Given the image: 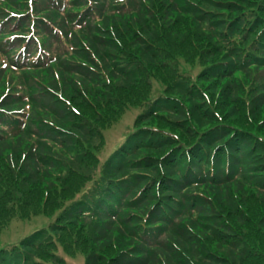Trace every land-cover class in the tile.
Segmentation results:
<instances>
[{
  "label": "rangeland",
  "instance_id": "374dc122",
  "mask_svg": "<svg viewBox=\"0 0 264 264\" xmlns=\"http://www.w3.org/2000/svg\"><path fill=\"white\" fill-rule=\"evenodd\" d=\"M225 1L0 0V108L20 114L31 130L56 124L57 116L73 122L41 140L34 156L40 164L52 162L75 174L86 166L83 160L89 157L83 154L89 150L98 167L72 178L83 179L82 192L91 189L98 195L101 188L119 203L103 202L91 213L71 207L78 236L71 244L63 236L56 243L59 255L45 264H137L138 258L139 264H165L170 252L185 264H190L188 257L207 254L230 264H252L250 256L263 255L252 239H264V0ZM142 24L150 34L143 33ZM180 80L188 90L179 89ZM121 90L132 93L131 104H122ZM103 106L110 109L106 114ZM167 120L183 137L167 127ZM142 128L158 137L171 132L181 144L196 146L185 149L176 164L172 158L165 161L168 166L159 162V170L167 168L171 178L159 179L129 164L115 173L107 170L118 147ZM92 132L101 134L99 142L89 140ZM248 135L259 149L239 147ZM75 140L84 148L78 157ZM169 147L139 145L125 159L163 154ZM145 148L149 152L141 151ZM7 149L1 152L0 177L7 168L27 185L30 176L38 175V163H17ZM137 172L154 177L148 185L132 187L129 177ZM46 173L58 192L69 197L74 191L67 189L72 174L62 169ZM59 178L63 183L56 182ZM0 189L8 194L1 181ZM137 191L140 201L133 205ZM28 192L15 196L23 199L27 193L30 202ZM82 192L74 204L85 197ZM1 208L8 209L0 202ZM104 213L124 231L111 223L102 240V228L95 226ZM55 214L2 221L0 250L20 247L22 239L43 228L49 231L57 224ZM162 241L167 247L159 255L155 247Z\"/></svg>",
  "mask_w": 264,
  "mask_h": 264
},
{
  "label": "trees",
  "instance_id": "16d2710c",
  "mask_svg": "<svg viewBox=\"0 0 264 264\" xmlns=\"http://www.w3.org/2000/svg\"><path fill=\"white\" fill-rule=\"evenodd\" d=\"M232 0H226L224 3L229 4ZM141 29L143 33L150 34L149 30L146 29L145 24H142ZM124 33H131L130 31H126ZM124 50L127 49V44H124L123 46ZM139 51V50H138ZM134 54L132 55V57ZM136 57V56H135ZM147 77V76H146ZM154 77H157V75L154 74ZM177 85H180L182 88H179L183 91H186L189 89L188 83L184 80H180L177 82ZM117 90V89H116ZM120 97L122 99V104H131L132 101V93L131 92H125L124 90L120 91ZM103 113L106 114L110 109L103 106ZM102 109V108H101ZM20 114L12 113L11 111H8L6 109L0 108V162L5 161L2 159L1 152L3 151L4 147H8L7 151L8 153L11 152L12 160L20 163L23 160L30 159L34 163H38V175H32L30 176V182L27 185H23V181H28L25 179H22L21 176H19V173L17 172H9L7 171V168H2L1 172H3L2 176L0 177V181L2 182V188L5 190H8V194L0 193L3 196H0V202L2 203V207H8L7 211H2L3 208L0 209V223L2 221H9L14 217H20L22 219H28L30 217H33L34 215H45L52 217L53 215H56L55 213L58 212L56 216L57 224L54 225L49 231L45 228L41 229L38 232H35L31 236H28L24 239H22L20 247L14 246L10 249H1L0 250V264H45L46 262L54 260L57 258L56 255H59L58 246L57 244L61 241L60 239L65 236V240H69V243L74 240L78 236V232L74 231V224L78 222L74 212L70 210L71 207H74V205L78 206L79 209L82 208L83 210H88L89 213L93 212V210H100L99 206L104 202L108 206H114L118 205L119 203H114L113 201L116 198H112L108 196V191L99 188L98 195H94V191L91 189H88L86 192H82L85 189V184L83 185V179L77 178L73 179L72 177L74 175H80L82 173L88 174L92 170L98 167L99 161L98 158L92 154V157L87 155V152L89 150H84L83 145L79 140H75L73 142V146H77L81 149V151L76 152L77 155L75 157L81 156L80 152L84 150L83 156H88L89 158H85L83 162L86 166H84L81 161L79 162L83 167H79V171H75V174L72 170L68 167H64L60 165L58 167V164H54L52 162H47L44 164L39 163V158L34 156V154L41 149V140L43 139H52L54 136H52L54 133L58 132L57 128L60 129L63 127L70 126L72 127L73 122H67L62 120L60 117H56V124L54 122H48L45 124V127H39L35 128L34 130L27 128V125L25 126L20 118ZM74 116V115H73ZM75 117V116H74ZM58 120V123H57ZM106 120V118H105ZM181 121V120H180ZM168 122V120H167ZM103 124H106L104 122ZM63 126V127H62ZM168 128H171V130L174 132H177L180 137H183L182 131L179 130V128H176L173 124L169 123L167 124ZM96 133V132H92ZM140 133V135H139ZM218 134H216L217 136ZM235 134L233 133L232 142L236 141L237 138L234 137ZM101 134L96 133L94 136L90 137L89 140L94 141H100L101 140ZM175 136L170 132H164L161 133V137L154 136L151 134L150 131H147V129L142 128L138 132L134 133L130 137L126 138L123 142L121 149H117L114 156L112 157L111 162L109 163V168H107L108 171L115 173L119 167L121 169L129 168L128 166H125L126 164L132 165L133 169H143L145 171H151L152 173H155L156 175H159V179L164 178H171V173L167 168L166 172H161L159 170L158 164L159 162L163 163L164 165L168 166V162L166 163L168 159H171L175 163L181 161L183 158L182 156L185 153V149H193L196 148L194 145L192 146H185L178 142L176 139H174ZM127 141V142H126ZM126 142V143H125ZM241 144H239V147L248 148L249 149H259L256 144L254 143V139L252 137L243 136L241 139ZM125 143V144H124ZM159 145L160 147H169L168 152L158 154L157 152L153 154H146L143 156H135L133 159L126 160L125 157L133 150H135L139 145ZM93 145V143H90ZM124 145V146H123ZM234 144L230 143V147L233 148ZM90 151H93V147ZM145 152H149L146 148L141 150ZM158 151V150H156ZM74 154V152H72ZM157 154V155H156ZM55 158V157H51ZM126 160V161H125ZM75 163L78 164V159L75 160ZM176 164V163H175ZM171 167V166H170ZM261 167L264 168V160L261 163ZM48 169L53 170H60L62 169L66 174L70 175L68 181H70L68 190L74 189V191L69 195H63V193H60L57 191V188L48 180L49 178L45 175L46 171ZM95 171V170H94ZM45 172L44 174H42ZM48 175V173H46ZM174 175V174H173ZM152 176L149 173H142L137 172L134 174H130V180L128 181V184L130 183L132 187H134L132 184L141 185L149 183L147 182L148 179L152 178ZM177 177L179 175L177 174ZM138 179V182L135 181V179ZM174 178V177H173ZM72 179V180H71ZM177 179L178 178H174ZM61 179L59 178L56 182L57 183H63L59 182ZM66 183V182H64ZM141 183V184H140ZM263 184V183H262ZM31 187H30V186ZM43 187V189L40 188ZM26 187H29V189H26ZM167 187V181H163V188ZM162 188V187H161ZM96 189V187H95ZM126 189V186H123L120 191H123ZM26 190H29V194L31 196V200L29 202V199H27V193L26 197L23 199L17 198L15 194H19V192H25ZM79 192L82 194H85V197L79 201L77 204L75 203V196L79 194ZM140 196L138 195V191L134 193L132 200L130 201L131 204L136 205L140 201ZM66 197H68V200H66ZM139 197V199H138ZM74 199V200H73ZM109 201H106L108 200ZM128 202V203H130ZM256 203V202H255ZM28 204V205H27ZM98 205V207H97ZM264 206V204H263ZM70 211V212H68ZM101 213H99V216L101 217ZM105 218H102L103 220L99 221L98 217V223L95 227L102 228V240L106 239L107 235V229H111V223H115L116 227L118 225L121 227V229L124 231L123 225L121 223H117L114 216L107 217V213H104ZM158 215V212H155V217ZM107 217V218H106ZM80 219V218H78ZM105 224H102L104 223ZM109 223V224H108ZM91 223H88V225ZM104 225V226H103ZM108 227V228H107ZM140 230H143V226H139ZM136 228V227H135ZM138 230V229H137ZM131 231L133 235L137 236L138 231ZM53 233H58V236H54ZM62 235V236H60ZM126 236V235H124ZM179 236V235H176ZM58 238V242H55L56 238ZM175 237V236H174ZM166 239H168L166 237ZM177 238L175 240V244L178 243ZM253 242L256 244V246L259 249H262L264 252V239H260L259 237H255L252 239ZM261 240V242H260ZM57 243V244H56ZM167 247V244H165L163 241L160 245H158V248L155 247V252L159 255H161L158 250L160 248ZM170 247V244L168 245ZM171 248V247H170ZM97 256L102 255L105 257H108V254L104 253L101 254L99 250L96 251V248H92ZM50 250V251H48ZM64 251L67 253H70L71 249L66 250L64 248ZM212 251V250H211ZM46 252V254H44ZM52 252V253H51ZM124 252V251H120ZM164 252V251H162ZM241 257H246V259L249 258L248 253H243L241 251H236ZM166 255V254H165ZM170 258H167V257ZM152 257V256H151ZM188 257V256H187ZM190 259V264H230L227 261H224L221 259L220 256H213L212 254H207L204 256H195V257H188ZM250 259L252 261V264H264V253L262 256H250ZM182 260L181 257H178V255L173 254L170 252V254L166 255L165 264H185L184 262L180 261ZM137 261H140V258L137 259ZM167 261H169L167 263ZM137 262V264H139ZM150 264H158L157 261H151ZM58 263V262H57Z\"/></svg>",
  "mask_w": 264,
  "mask_h": 264
}]
</instances>
